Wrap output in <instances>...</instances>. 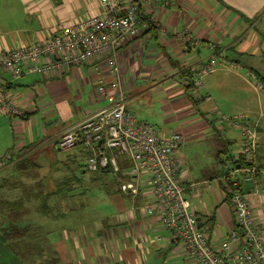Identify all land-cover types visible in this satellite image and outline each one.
Returning a JSON list of instances; mask_svg holds the SVG:
<instances>
[{"label": "crops", "instance_id": "obj_1", "mask_svg": "<svg viewBox=\"0 0 264 264\" xmlns=\"http://www.w3.org/2000/svg\"><path fill=\"white\" fill-rule=\"evenodd\" d=\"M157 1L151 29L117 52L126 110L164 137H183L176 156L184 195L212 248L218 249L234 223L220 178L225 160L239 155L242 141L238 129L221 122L222 116H243V125L256 135V186L243 184L241 189L254 193L247 198L254 221L264 230V0ZM103 15L99 0H0V26L5 27L0 51L37 43L68 22ZM215 56L223 63L203 77L202 98L193 99L183 74L190 73V79ZM99 65L86 62L48 77L0 74L23 111L22 117H0V203L21 197L19 183L44 199L39 212L38 201L28 193L21 219L0 227L9 235L0 238L1 244L16 255L12 264H143L152 250L165 247L189 259L157 211L145 215L151 199L124 196L112 174L91 173L109 189L110 213L88 212L79 202L77 169L89 173L88 152L81 145L60 151L56 141L66 128L106 107L96 87L99 77L108 82L111 76L99 74ZM249 75L263 91L253 87ZM51 149L70 153L39 163V156ZM25 159L24 171L17 172L14 166ZM35 171L42 173L36 176ZM189 184L197 188L190 190ZM1 210L0 219L12 217L11 211Z\"/></svg>", "mask_w": 264, "mask_h": 264}, {"label": "built area", "instance_id": "obj_2", "mask_svg": "<svg viewBox=\"0 0 264 264\" xmlns=\"http://www.w3.org/2000/svg\"><path fill=\"white\" fill-rule=\"evenodd\" d=\"M167 3L162 4L166 5ZM103 16L79 22H68L53 36L37 43L0 51V74L13 79L36 73L48 77L86 62H100L97 72L110 74L108 82L99 77L96 92L106 101V107L66 128L56 141L60 151L78 145L88 152L85 160L89 173L107 171L118 180L120 192L129 198L140 194L151 199L144 207L146 216L155 211L161 225L172 235L193 264H264V230L254 221L248 196L239 188L243 184L256 186V135L243 125L244 117H220L239 130L242 141L239 155L228 158L220 178L225 188L227 205L233 215V227L218 249H213L199 227L196 212L185 198L186 187L179 176L176 156L183 137H164L154 126L138 122L126 110V91L117 63V52L131 40L149 31L153 25L150 13L157 0H99ZM223 59L211 57L189 83L193 99H201L203 77L217 70ZM234 69L236 66L231 65ZM252 85L263 91L262 84L249 75ZM22 117L0 78V117ZM242 156L243 165H235ZM127 163V168L121 165ZM254 186V188H256ZM190 190L197 188L189 184Z\"/></svg>", "mask_w": 264, "mask_h": 264}, {"label": "rangeland", "instance_id": "obj_3", "mask_svg": "<svg viewBox=\"0 0 264 264\" xmlns=\"http://www.w3.org/2000/svg\"><path fill=\"white\" fill-rule=\"evenodd\" d=\"M5 28V27H4ZM2 26H0V30L4 29ZM70 153V152H68ZM67 152H56L51 149L48 152L42 153L39 158L38 162L44 164L52 163L54 162V159L58 158H64L67 154ZM42 172L41 171H35L34 174L38 176ZM108 181L113 182V176L108 175L107 177ZM77 196L79 199L80 204H84L88 209H86L88 212H96V213H110L112 204L110 203L107 195L109 194V189L103 185L100 181L94 180V177L91 173L87 172H80L77 169ZM2 204L0 203V211H2ZM84 210L85 212H87ZM7 226V221L0 219V227ZM4 232L0 229V238L6 237V235H3ZM1 240V239H0ZM0 264H12L11 261L16 259V255L9 252V247H6L4 244H1L0 241ZM148 261L145 263V261ZM143 264H190L189 259H181L180 256H175L172 253V250L169 249V247H165L164 249H157L152 250L151 253L144 258Z\"/></svg>", "mask_w": 264, "mask_h": 264}, {"label": "trees", "instance_id": "obj_4", "mask_svg": "<svg viewBox=\"0 0 264 264\" xmlns=\"http://www.w3.org/2000/svg\"><path fill=\"white\" fill-rule=\"evenodd\" d=\"M189 77H190V73H184L183 74V78H184V80L186 81V83H189V81H190V79H189ZM187 88H186V92L188 93L189 92V90H190V86L187 84V86H186ZM229 158V157H228ZM27 159H25V160H22V161H20L18 164H16L14 167H15V170L17 171V172H22V171H24V164H27ZM235 165H239L240 167H242V165H243V159H242V156H239V158H238V160L235 162ZM121 168L122 169H125V168H127V163H125V164H122L121 165ZM97 173H108L107 171H103V172H97ZM223 173V172H222ZM19 185V189H21V197L17 200V201H14V202H4L3 204H2V207H3V209H5V210H7V211H11V214H10V216H12V217H7V219L8 220H6L7 221V223H10V222H12V225L15 223V222H17V221H19L21 218H20V213H23L24 211H25V206H26V202H25V199L28 197L29 198V196L31 195V197H32V199H35V200H37L38 201V211L39 212H41V211H43V206H44V199H43V197H42V195L40 194V193H38L37 194V192H36V190L34 189V188H26L25 187V185H23V184H18ZM239 190L241 191L242 189H241V187L239 188ZM36 192V194L34 195V193ZM28 193L30 194V195H28ZM27 196V197H26ZM30 197V198H31ZM25 198V199H24ZM227 199V198H226ZM10 235H12V234H10ZM8 236L9 235H6V237L8 238ZM14 236V235H13ZM16 237H17V235H16ZM18 239V238H17ZM8 247V246H7Z\"/></svg>", "mask_w": 264, "mask_h": 264}]
</instances>
